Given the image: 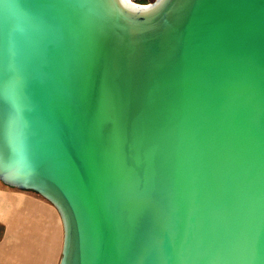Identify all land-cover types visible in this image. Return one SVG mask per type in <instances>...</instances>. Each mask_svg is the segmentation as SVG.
Masks as SVG:
<instances>
[{
  "label": "water",
  "instance_id": "1",
  "mask_svg": "<svg viewBox=\"0 0 264 264\" xmlns=\"http://www.w3.org/2000/svg\"><path fill=\"white\" fill-rule=\"evenodd\" d=\"M0 183L57 264H264V0H0Z\"/></svg>",
  "mask_w": 264,
  "mask_h": 264
},
{
  "label": "crops",
  "instance_id": "2",
  "mask_svg": "<svg viewBox=\"0 0 264 264\" xmlns=\"http://www.w3.org/2000/svg\"><path fill=\"white\" fill-rule=\"evenodd\" d=\"M61 241L60 218L50 203L0 183V264H57Z\"/></svg>",
  "mask_w": 264,
  "mask_h": 264
},
{
  "label": "rangeland",
  "instance_id": "3",
  "mask_svg": "<svg viewBox=\"0 0 264 264\" xmlns=\"http://www.w3.org/2000/svg\"><path fill=\"white\" fill-rule=\"evenodd\" d=\"M133 2H136V3H147V2H150L152 0H132Z\"/></svg>",
  "mask_w": 264,
  "mask_h": 264
}]
</instances>
